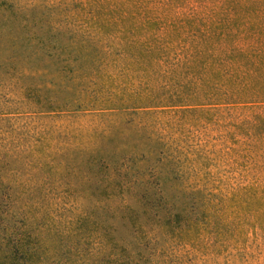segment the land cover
Masks as SVG:
<instances>
[{
  "label": "rangeland",
  "instance_id": "1",
  "mask_svg": "<svg viewBox=\"0 0 264 264\" xmlns=\"http://www.w3.org/2000/svg\"><path fill=\"white\" fill-rule=\"evenodd\" d=\"M250 4L0 0V264H264V70L227 39ZM53 26L59 48L27 41ZM58 145L72 173L43 159ZM158 192L176 215L160 228L135 201Z\"/></svg>",
  "mask_w": 264,
  "mask_h": 264
},
{
  "label": "trees",
  "instance_id": "2",
  "mask_svg": "<svg viewBox=\"0 0 264 264\" xmlns=\"http://www.w3.org/2000/svg\"><path fill=\"white\" fill-rule=\"evenodd\" d=\"M249 1H251V4L248 6V9L249 8L253 9L249 11V13H251L250 20L246 21L244 24H232L233 26H236L237 29H239L240 27H242V29L238 31L235 35L229 34L227 36V39L232 46V52L241 55L237 60L241 62L242 66L246 70V73H249V71H252L253 73H262V70H264V0H249ZM50 28L52 31L51 32L52 35L49 34L46 37L38 38V35H36L33 32L31 33V35L26 36L27 41L28 42L34 41L36 45H40V49L59 48L60 43L59 40L56 38V33H54V30L56 29L54 26ZM240 36H242L245 39L251 38L253 40V42L249 45L250 49L244 51L242 49L235 47V42ZM87 42L88 41L84 40L83 37H81V39L75 41V44L79 45L80 48H83L85 46L83 44ZM76 55L79 56L78 54ZM77 65L78 67L75 69V75L71 78L72 80H75L76 84L77 82L82 83L86 76L85 75L86 63L82 61L79 62L77 60ZM54 78H55L54 84L57 86V89L66 87L69 82V81L68 82L65 81L59 72L56 76L54 75ZM130 108H131L130 106H125L123 108H119V110L121 112L122 111L125 112L130 110ZM68 151H70L69 145H62V146L58 145V147H56L55 150L53 151L54 155L56 156H52V153L49 152L48 154H46V157L43 159H49L51 156V158L53 159L52 162L55 164L54 167H60L61 170L63 169L64 171L72 173L73 171L76 170V167L72 161L66 160V157H68ZM14 161L15 160L13 159V157L9 156V145L0 144V184L2 183L1 177L3 174V169H9V164ZM24 162H25L24 164L28 167V171L32 169L34 170L32 174L31 173L27 174L26 171H22L20 173V175L22 176L24 175L26 177L24 179V183H29V184L35 183V181L38 180V169L35 168L42 165L41 158H37V159L27 158L24 160ZM90 164L91 166H95L98 170H103V168L107 169L108 166L110 165L108 159L102 158L98 155L95 156L93 159H91ZM17 171L19 170L10 171V172L16 173ZM94 174H97V172H94L93 175ZM155 174H157L156 178L157 177L161 178L162 176L161 168L158 167V165L156 166L155 170L152 171V176ZM93 175H89V178H91ZM99 182L102 183L103 178H100ZM126 189L129 190L130 188H126ZM158 194H160V192L154 193L153 197H149L143 194H139V195L137 194V197H135V201L138 203L139 209L143 210V213H145L148 217H152L150 218L152 223L155 224L156 227L160 228V226L162 225L160 220H172V217L174 218L176 215H174L171 209L165 206L166 204L165 201L161 200L158 197ZM133 195L134 194H132V197ZM159 261L160 262L155 261L154 264H166L165 258L161 260L159 259Z\"/></svg>",
  "mask_w": 264,
  "mask_h": 264
}]
</instances>
